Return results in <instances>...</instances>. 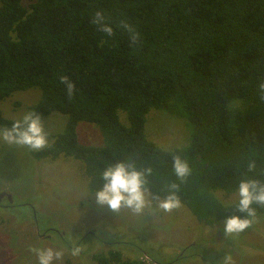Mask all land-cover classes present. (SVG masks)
Wrapping results in <instances>:
<instances>
[{
  "label": "trees",
  "instance_id": "trees-1",
  "mask_svg": "<svg viewBox=\"0 0 264 264\" xmlns=\"http://www.w3.org/2000/svg\"><path fill=\"white\" fill-rule=\"evenodd\" d=\"M102 11L113 35L92 23ZM139 34L133 44L120 27ZM61 76L75 85L68 96ZM264 0H0V103L38 88L29 112L67 116L64 130L34 158L73 157L85 165L88 188L98 190L109 164L134 160L151 166V191L175 180L173 153L193 174L181 200L205 225L235 211L220 194H234L255 161L264 178ZM152 110L185 121L187 142L164 149L146 133ZM17 120L0 108V129ZM102 134L99 146L79 141L78 125ZM264 214L259 208L257 216ZM98 264H149L119 249L94 255Z\"/></svg>",
  "mask_w": 264,
  "mask_h": 264
},
{
  "label": "rangeland",
  "instance_id": "rangeland-1",
  "mask_svg": "<svg viewBox=\"0 0 264 264\" xmlns=\"http://www.w3.org/2000/svg\"><path fill=\"white\" fill-rule=\"evenodd\" d=\"M31 2L24 0L27 6ZM40 98L38 88L17 91L0 108L6 118L21 120ZM66 120L54 112L43 119L45 130L62 132ZM77 132L83 144L103 143L91 123L80 122ZM146 133L164 149L188 139L184 120L157 110L147 117ZM33 152L0 140V193L13 198L12 203L0 201V264H38L31 249L46 247L63 251L56 264H98L94 255L112 248L149 264H264V214L250 229L227 237L223 221L205 225L183 205L170 213L150 207L141 215L128 209L116 214L96 203L82 161L67 156L38 160ZM219 197L225 204L238 200L236 193ZM75 248L80 252L73 256Z\"/></svg>",
  "mask_w": 264,
  "mask_h": 264
},
{
  "label": "clouds",
  "instance_id": "clouds-1",
  "mask_svg": "<svg viewBox=\"0 0 264 264\" xmlns=\"http://www.w3.org/2000/svg\"><path fill=\"white\" fill-rule=\"evenodd\" d=\"M100 31L108 36L113 35V28L109 26L102 11H97L92 19ZM120 27L130 34L133 44L139 40V34L125 21ZM60 82L65 85L69 97L75 91V85L67 76H61ZM258 93L264 99V81L258 84ZM0 140L7 145L23 146L32 151H40L49 147V133L45 130L42 116L38 113L28 112L21 120L15 121L11 127L0 129ZM172 169L175 180L164 183L163 187L153 193L150 178L154 174L151 166L137 167L134 160H123L109 164L100 173L103 181L101 187L95 191L96 203L107 206L113 213L119 214L121 209H128L133 214L141 215L145 209L170 213L182 206L181 192L193 168L189 160L180 153H173ZM257 173L255 161H249L247 173L238 183L236 194L238 203L235 211L242 215H231L223 221L226 237L240 234L250 229L257 219V211L264 208V178ZM38 264H56L63 259V251L52 247L33 248ZM79 248L72 250V255H78Z\"/></svg>",
  "mask_w": 264,
  "mask_h": 264
},
{
  "label": "water",
  "instance_id": "water-1",
  "mask_svg": "<svg viewBox=\"0 0 264 264\" xmlns=\"http://www.w3.org/2000/svg\"><path fill=\"white\" fill-rule=\"evenodd\" d=\"M4 197H7V198H8V201H9L10 203L13 202V198H12V195H11V194H8V193H6V192H2V193H0V201H2V199H3Z\"/></svg>",
  "mask_w": 264,
  "mask_h": 264
},
{
  "label": "flooded vegetation",
  "instance_id": "flooded-vegetation-1",
  "mask_svg": "<svg viewBox=\"0 0 264 264\" xmlns=\"http://www.w3.org/2000/svg\"><path fill=\"white\" fill-rule=\"evenodd\" d=\"M6 193H7V192H6ZM8 194H9V193H8ZM5 198H7V197H4L3 199H5ZM3 199H2V200H3ZM7 199H8V198H7ZM91 234H92V235H95L94 233H91Z\"/></svg>",
  "mask_w": 264,
  "mask_h": 264
}]
</instances>
